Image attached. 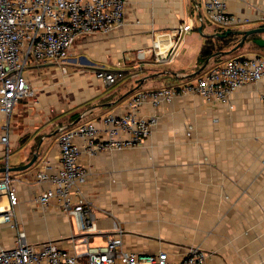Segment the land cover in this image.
I'll return each mask as SVG.
<instances>
[{"label": "crops", "instance_id": "1", "mask_svg": "<svg viewBox=\"0 0 264 264\" xmlns=\"http://www.w3.org/2000/svg\"><path fill=\"white\" fill-rule=\"evenodd\" d=\"M228 9L249 21L222 26L226 29L264 26V0H228ZM125 16L121 28L79 37L68 52V73L49 62H32L26 71L35 95L20 100L12 115L10 143L20 151L8 164H25L40 152L32 167L9 171L18 195L17 220L32 243L52 239L72 251L74 245L84 250L81 235L74 233L60 206L35 203V196L48 187L36 180L40 165L46 162L52 173L60 164L61 127L72 126L82 114L99 122L108 113L123 111L149 80L158 82L154 88L193 81L206 70H198L206 38L221 26L208 25L212 20L205 0H129ZM184 23L192 28L171 63L157 62L149 52L138 56L140 49L154 45L157 33ZM230 54L264 57V47L249 38ZM109 64L120 67L124 76L107 86L97 73L112 70ZM170 77L176 81H163ZM263 92V84H246L232 94L233 107L206 103L198 95L159 107L146 105L143 112L159 119L142 144L84 155L81 160L89 170L84 191L98 226L91 245H104L121 232L124 246L138 252L166 250L180 257L199 245L209 253V264H264ZM86 103L82 116L69 124L68 117ZM4 123L0 112V137ZM6 161L0 142V168ZM2 230L9 238L3 244L0 235V246L13 245L15 230Z\"/></svg>", "mask_w": 264, "mask_h": 264}, {"label": "built area", "instance_id": "2", "mask_svg": "<svg viewBox=\"0 0 264 264\" xmlns=\"http://www.w3.org/2000/svg\"><path fill=\"white\" fill-rule=\"evenodd\" d=\"M128 3L129 0H0V112L5 115L0 142L4 145L7 166L12 115L20 100L35 95L26 74L30 63H53L68 73V52L75 41L83 35L109 33L123 27ZM205 5L210 19L221 26L249 21L231 13L228 0H205ZM191 28V23H184L157 33L154 45L140 49L138 56L143 58L149 52L157 62L171 63ZM97 76L109 86L122 78L124 72L102 69ZM246 84L264 85V57L255 54L232 57L206 69L193 81L140 90L130 97L123 111L108 113L99 122L63 125L58 137L60 164L52 173L46 162L40 165L36 180L48 183V187L35 196V203L42 207L52 203L60 206L69 216L74 233L81 235L79 241L84 250L74 245L72 251L52 239L38 243L28 240L17 220V189L7 171L0 178V225L11 227L16 236L13 245L0 246V264H209V253L199 245L190 246L180 257L166 250L138 252L124 246L121 232L104 245H91L98 226L84 191L89 170L81 159L84 155L94 157L142 144L159 119L156 114L143 112L146 105L159 107L177 97L198 95L206 103L233 107L232 94ZM262 101L264 105V92ZM192 128L189 125L188 134Z\"/></svg>", "mask_w": 264, "mask_h": 264}, {"label": "trees", "instance_id": "3", "mask_svg": "<svg viewBox=\"0 0 264 264\" xmlns=\"http://www.w3.org/2000/svg\"><path fill=\"white\" fill-rule=\"evenodd\" d=\"M219 27H221V26H219ZM228 31H230V32H228ZM235 31L236 30L231 29V28H227V29L225 28L223 30L219 28V31L217 32L216 35H209L206 38V41L202 47V50H201L200 56H199V64H200L198 67L199 72H201L202 70H205L207 68L208 65L203 69L201 68V66L208 58L212 57L216 52L223 51V50H230L238 43V41L240 39V35L238 33H236ZM226 32H228V34L224 35V34H226ZM259 37L260 36L258 34L250 37L254 43V46H256V47H258L259 45L255 43V39H257ZM233 52H235V51H233ZM219 57H221V56L218 55V56L211 58L210 62L213 59H217ZM88 105H89V103H86L85 106H88ZM80 116H81V114L77 113V112L74 113L73 115H71V117L68 119L69 124L76 121ZM81 120H82V118L80 117V119L77 120L70 127H74V126L78 125L79 123H81Z\"/></svg>", "mask_w": 264, "mask_h": 264}, {"label": "water", "instance_id": "4", "mask_svg": "<svg viewBox=\"0 0 264 264\" xmlns=\"http://www.w3.org/2000/svg\"><path fill=\"white\" fill-rule=\"evenodd\" d=\"M230 32V31H228ZM228 32H226L227 35ZM236 33H238L239 35H241V38L239 39L238 43L230 50H223V51H218L216 52L212 57L208 58L201 66V68H205L211 58L215 57V56H224V55H228L230 53H232L233 51L239 49L240 47H242L244 45V43L252 36L254 35H260L262 33H264V26H260V27H255V28H250V29H241V30H236ZM223 35V36H224ZM255 43L258 44L261 47H264V38H257L255 39ZM144 81V80H143ZM141 81V82H143ZM80 119V118H79ZM78 119V120H79ZM40 152L37 151L36 153H34L33 157L31 158V160L25 164L22 165H18V166H14V167H10V166H4L0 168V172H4V171H22V170H26L30 167H32L36 161L38 160Z\"/></svg>", "mask_w": 264, "mask_h": 264}, {"label": "rangeland", "instance_id": "5", "mask_svg": "<svg viewBox=\"0 0 264 264\" xmlns=\"http://www.w3.org/2000/svg\"><path fill=\"white\" fill-rule=\"evenodd\" d=\"M208 25H216V23L215 22H213V21H209L208 22ZM220 29H225L226 27H219ZM235 54H230V55H224V56H221V57H219V58H217V59H213L209 64H208V66H207V68L206 69H208V68H210L211 66H213V65H215V64H218V63H222V62H225V61H227V60H229V59H231L232 57H235L234 56ZM87 59H89V60H91L89 57L87 58ZM107 67V69H112V70H120L121 68L120 67H116L115 65H107L106 66ZM174 69H176V66L174 67ZM30 70H32V68H30ZM197 76V75H196ZM195 76V77H196ZM167 81V82H175L176 81V79H174V78H172V77H170V79H164L163 81ZM184 80V81H183ZM191 80H189V79H182V82H190ZM155 83H158V82H154V80H149V81H147V82H145L144 84H143V88H144V90H146V89H151V88H154V87H157V86H154V85H156ZM169 85H174V83H172V84H169ZM28 101V99H26L25 100V102H27ZM88 106H82V107H79V110H78V112L77 113H80V114H82L84 111H85V109L87 108ZM83 115V116H82ZM81 116V118H82V122H84V121H88L91 117L90 116H87V115H85V114H82ZM70 117H68V119H69ZM81 122V123H82ZM11 150H10V152H9V156H8V159H9V161H11V162H14V159H15V157L18 155L17 153L20 151V149H16L12 144H11ZM7 157V156H6ZM21 226V225H20ZM4 227H8V225H0V235L1 236H3V240H1V243H3V244H6V242H7V240H8V236H5V232H3V228ZM22 227V226H21ZM5 236V237H4ZM100 242V240L99 239H97V241H96V243H99Z\"/></svg>", "mask_w": 264, "mask_h": 264}]
</instances>
